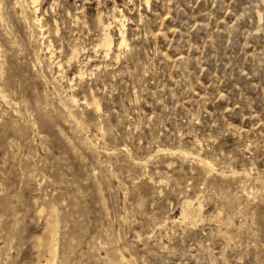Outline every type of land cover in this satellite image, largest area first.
I'll list each match as a JSON object with an SVG mask.
<instances>
[{
  "label": "rangeland",
  "instance_id": "1",
  "mask_svg": "<svg viewBox=\"0 0 264 264\" xmlns=\"http://www.w3.org/2000/svg\"><path fill=\"white\" fill-rule=\"evenodd\" d=\"M0 17V264H264V0Z\"/></svg>",
  "mask_w": 264,
  "mask_h": 264
},
{
  "label": "bare ground",
  "instance_id": "2",
  "mask_svg": "<svg viewBox=\"0 0 264 264\" xmlns=\"http://www.w3.org/2000/svg\"><path fill=\"white\" fill-rule=\"evenodd\" d=\"M34 1H35V0H34ZM30 2H31V1H30ZM38 4H39V2H38ZM13 6H14V5H13ZM13 6H12V7H13ZM18 13H20V12H18ZM122 14H123V13H122ZM19 15H20V14H19ZM120 15H121V14H120ZM75 17H76V16H75ZM75 17H74V18H75ZM0 18H1V17H0ZM32 18H33V17H32ZM40 18H41V17H40ZM76 18H77V17H76ZM124 18H125V17L123 16V19H124ZM77 19H78V18H77ZM123 19H122V20H123ZM33 20H34V19H32V21H33ZM35 20H37V21L39 22V18H38L37 16L35 17ZM35 20H34V22H35ZM117 20H118V18H117ZM102 21H103V20H102ZM102 21H101L100 24H102V26H103L102 29L104 30V33H103V34H104V37H103V44H104L105 46H107L108 49H110L111 46H112V44H113V38H112V35H111L110 32H109V28H110V25H111L112 21H111V23H110V22L103 23ZM99 22H100V21H99ZM119 22H121V20H120ZM35 23H36V22H35ZM40 24H41V23L39 22V25H40ZM122 24H123V23H122ZM41 25H42V24H41ZM41 25H40V26H41ZM40 26H38V27L40 28ZM39 28H38V29H39ZM45 28L48 29V27H45ZM42 29H43V28H42ZM40 30H41V28H40ZM118 30H119V29H118ZM41 31H42V30H41ZM46 33H47V31H46ZM46 33H45V34H46ZM48 33H50V30H49ZM41 35H42V34H41ZM41 35H40V36H41ZM44 36H45V35H44ZM48 36H49V35H48ZM45 37H46V36H45ZM42 38H43V37H42ZM42 38H41V39H42ZM47 39H48V38H47ZM48 40H49V39H48ZM50 40H51V39H50ZM117 40H118V39H117ZM48 42H50V41H48ZM48 44H49V43H48ZM125 44H126V37H125L124 32L121 31V32H120V38H119L118 46H117V47L120 48V47H122V46L125 45ZM104 45H103V46H104ZM127 45H128V44H127ZM45 46H46V45H45ZM48 46H49V45H48ZM51 46H52V45H51ZM95 46H96V45H95ZM99 46H100V44H99ZM46 47H47V46H46ZM46 47H45V48H46ZM100 47H102V45H101ZM117 47H116V48H117ZM52 48H53V47H52ZM102 48H103V47H102ZM119 48H118V49H119ZM53 49H54V48H53ZM76 49H77V48H76ZM76 49L73 50V52H72L74 55H75V53H78V52H76ZM95 49H96V47H95ZM71 50H72V49H71ZM45 51H46V50H45ZM77 51H79V50L77 49ZM111 51H112V50H111ZM40 52H41V51H39L38 53H40ZM51 52H52V51H51ZM108 52H110V51H108ZM70 54H71V52H70ZM108 55H109V54H108ZM115 56H116V55H115ZM68 58H69V57H68ZM116 58H117V56H116ZM50 59H51V58H50ZM72 59H73V58H72ZM76 59H77V56H76ZM66 61H68V60H66ZM70 62H72V61H70ZM70 62H68V63H70ZM55 65H56V64H55ZM58 65H59V64H58ZM0 68H1V67H0ZM60 72H61V71H60ZM82 73H83V72H82ZM60 76H61V75H60ZM54 77H55V76H54ZM58 78H59V77H58ZM60 78H61V77H60ZM62 79H63V78H62ZM54 80H55V79H54ZM68 84H69V83H68ZM61 87H62V86H61ZM1 92H2V91H1ZM2 93H4V92H2ZM1 95H2V94H1ZM6 96H8V95L6 94ZM69 96H70V95H69ZM6 98H7V97H6ZM71 98H72V97H71ZM92 98H93V97H92ZM74 99H75V98H74ZM84 99H85V98H84ZM86 99H87V98H86ZM90 99H91V98H90ZM94 99H95V97H94ZM8 100H9V98H8ZM95 100H96V99H95ZM4 101H6V100H4ZM75 101H76V100H75ZM83 101H84V100H83ZM93 101H94V100H93ZM81 102H82V101H81ZM85 102H86V101H85ZM85 102H84V103H85ZM94 102L96 103V101H94ZM89 104H90V103H89ZM92 104H93V102H92ZM84 106H85V105H84ZM93 106H95V105L93 104ZM95 108H97V109L99 108V105H98L97 103H96V107H95ZM93 111H94V110H93ZM97 111H98V110H97ZM94 113H95V112H94ZM95 114H96V113H95ZM98 115H99V114H98ZM72 116H73V115H72ZM72 116H71V117H72ZM81 122H82V120H81ZM84 130H85V128H84ZM99 134H101V131H100ZM102 135H103V134H102ZM87 138H88V137H87ZM91 139H92V138H91ZM82 145H83V144H82ZM86 146H87V145H86ZM160 148H161V147H160ZM90 149H91V148H90ZM177 149H180V148H177ZM177 149H176V150H177ZM87 150H89V149H87ZM180 150H181V149H180ZM180 150H179V151H180ZM185 150H186V149H185ZM179 151H178V152H179ZM105 152H106V151H105ZM165 152H166V151H165ZM181 153H182V152H181ZM184 153H185V151H184ZM189 153H190V152H189ZM181 155H183V154H181ZM185 155L187 156V154H185ZM173 156H175V155H173ZM176 156H177V155H176ZM176 156H175V157H176ZM196 156H197V155H196ZM197 157H199V156H197ZM207 159H208V158H207ZM134 160H135V159H134ZM199 160H200L201 162H203L204 164H207L208 167H209V166H212V163H211V161H210L209 159L206 160V159H202V158L199 157ZM194 161H195V160H194ZM137 162H138V161H137ZM141 162H142V161H141ZM196 163H197V162H196ZM198 163H199V162H198ZM198 163H197V164H198ZM200 164H201V163H200ZM169 165H170V164H169ZM198 165H199V164H198ZM203 166H204V165H203ZM199 167H200V165H199ZM201 167H202V165H201ZM215 167H216V166H215ZM213 168H214V166H213ZM104 169H105V168H104ZM203 169H204V168H203ZM232 170H233V169H232ZM232 170H231V171H232ZM110 175H111V174H110ZM110 177H111V176H110ZM243 190H244V189H243ZM195 197H196V196H195ZM182 202H183V201H182ZM190 202H191V200H190ZM190 202L187 201V200L185 201V203H190ZM192 202H193V201H192ZM183 203H184V202H183ZM197 203H198V202H197ZM199 204H200V203H199ZM192 205H193V204H192ZM197 206H198V205H197ZM197 206H196V207H197ZM199 206H200V205H199ZM184 207H185V206H184ZM194 207H195V206H194ZM192 209H193V208H192ZM187 211H188L187 209H185V208L183 209V211H182V216H183V217H182L181 214H180L181 219L184 218V217H186V216L188 215V212H187ZM193 211H194V210H193ZM195 212H196V211H195ZM199 212H200V210H199ZM197 214H198V213H197ZM201 215H202V214H201ZM188 217H190V216H188ZM191 217H192V216H191ZM194 218H195V215H194ZM165 219H166V218H165ZM186 219H187V218H186ZM197 219H198V218H197ZM193 220H194V219H193ZM228 220H229V219H228ZM163 222H164V221H163ZM227 222H228V221H227ZM157 226H158V223H157ZM52 251H53V253L55 254V250H52ZM119 254H122V253L120 252ZM119 254H118V255H119ZM116 255H117V251H116ZM121 256H122V255H121ZM117 257H118V256H117ZM119 257H120V255H119ZM119 257H118V258H119ZM122 257H124V255H123ZM54 259H55V255L53 256V258L48 259V262L46 261L47 264H54V262H55ZM119 259H120V258H119ZM121 259H122V258H121ZM123 259H124V258H123ZM118 261H119V260H118ZM118 261H117V262H118ZM120 261H121V260H120ZM127 261H128V260H127ZM46 262H45V263H46ZM127 263L129 264V262H127ZM127 263H126V264H127ZM118 264H119V262H118Z\"/></svg>",
  "mask_w": 264,
  "mask_h": 264
}]
</instances>
